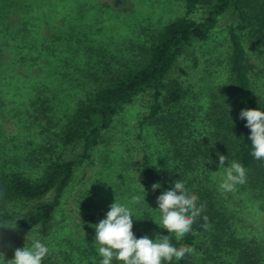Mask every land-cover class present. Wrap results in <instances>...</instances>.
<instances>
[{"label": "rangeland", "instance_id": "obj_1", "mask_svg": "<svg viewBox=\"0 0 264 264\" xmlns=\"http://www.w3.org/2000/svg\"><path fill=\"white\" fill-rule=\"evenodd\" d=\"M184 13L183 0H0V168L17 169L34 180L52 160L76 155L80 146L65 148L60 133L76 101L96 88L88 74L131 63L138 44ZM205 13L201 7L190 16L201 19ZM235 22L236 16L226 12L208 38L183 49L178 59L181 71H171L183 82L181 105L147 121L150 91L125 105L101 133L90 160L75 166L49 232L43 235L39 226L26 230L18 242L2 247L0 264L35 240L48 247L56 264H100L94 226L106 218L114 202L130 208L132 232L143 229L150 239L168 233L157 225L158 196L143 190L135 168L146 154L155 170L170 176L174 166L168 149L174 132L187 139L188 127H202L206 96L229 80L227 30ZM244 48L251 85L264 98V44L244 37ZM180 121L182 132L176 131ZM213 158L208 167L212 178L204 189L215 213L206 235L216 239L223 234L224 244V233L232 231L264 264V184H255L246 170L244 184L223 191L220 184L230 164L218 166V156ZM134 196L141 197L139 203H131ZM256 203L262 210L253 209ZM20 206L16 203L14 208ZM207 237L198 239L196 264H237L230 254L223 257L224 250L218 251Z\"/></svg>", "mask_w": 264, "mask_h": 264}, {"label": "trees", "instance_id": "obj_2", "mask_svg": "<svg viewBox=\"0 0 264 264\" xmlns=\"http://www.w3.org/2000/svg\"><path fill=\"white\" fill-rule=\"evenodd\" d=\"M183 5V15L169 20L151 33L145 43L137 45V58L131 63L101 74H88L96 88L88 97L76 101L60 133V142L65 148L80 146L77 156L71 154L52 160L42 176L34 180L17 169L0 168V251L4 245L18 242L26 230L35 226L40 227L43 235L49 232L53 211L71 180L75 166L90 160L91 150L98 144L101 133L111 126L126 104L141 93L150 91V111L145 121L158 120L164 110L181 105L185 97L183 82L171 76V71L176 68L181 71L178 59L183 49L208 38L219 18L228 11L236 16V22L227 30L229 80L206 96L203 126L196 129L188 127L189 131L185 132L179 127L182 122H178L176 131H184L188 138L174 132L175 138L171 139L168 149L174 166L170 176L155 170L146 154L140 156L135 168L136 180L145 191L159 196L170 190L175 181L185 180L184 184L190 189L188 194L198 198L197 207L203 205L191 232L182 239L176 240L174 235L165 233L174 246H191L194 252L179 261L174 258L163 264H196L199 259L198 239L201 235L207 237L214 220L215 208L204 189L212 178L208 174L211 164L208 161L212 162L214 156L227 157L225 164L236 161L248 171L255 184H264V162L250 154V129L245 127L246 120L239 118L241 109L264 111V98L257 95L251 85V64L244 48V37L264 44V0H183ZM201 7L206 10L201 19L190 16ZM36 100L34 96L33 102ZM154 183L160 184L155 191L152 190ZM16 203H21L18 209L14 208ZM260 208L256 203L253 209L259 211ZM205 224L209 225L207 229ZM145 233L143 229L133 231L137 239ZM231 233L228 236L224 233V244L221 242L223 234L216 239L207 237V240L218 251L224 250L223 257L228 258L230 254L237 264H260L256 251L239 240L234 232ZM213 234L208 236L212 238ZM42 264L56 263L48 253Z\"/></svg>", "mask_w": 264, "mask_h": 264}, {"label": "clouds", "instance_id": "obj_3", "mask_svg": "<svg viewBox=\"0 0 264 264\" xmlns=\"http://www.w3.org/2000/svg\"><path fill=\"white\" fill-rule=\"evenodd\" d=\"M239 118L246 120L245 127L250 129L251 155L254 159L264 162V111L259 109H241ZM218 166H224L227 157L218 155ZM211 163V161H208ZM246 182V169L236 161L225 168L220 188L231 192L238 184ZM143 188V186L141 185ZM160 188L159 183L152 185V190ZM144 190V188H143ZM145 191V190H144ZM141 197L134 196L131 203H139ZM198 198L189 195L181 180L174 182L170 190L164 191L156 199L160 213L158 227L174 234L176 240L182 239L191 232L192 225L200 216L203 205L197 207ZM132 212L129 207L114 202L106 213V218L94 226V243L99 245L98 254L102 257L100 264H163L174 258L179 261L186 254H192L191 246L176 247L170 242L169 235L157 236L150 239L147 235L137 239L133 232ZM207 218L205 217V220ZM207 229L209 225L205 224ZM49 253L48 247L39 240L32 242L30 247L18 248L14 257L4 264H42L43 258ZM3 257V254H0Z\"/></svg>", "mask_w": 264, "mask_h": 264}]
</instances>
